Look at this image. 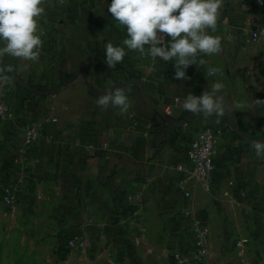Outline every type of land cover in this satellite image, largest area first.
Listing matches in <instances>:
<instances>
[{
	"label": "crops",
	"instance_id": "1",
	"mask_svg": "<svg viewBox=\"0 0 264 264\" xmlns=\"http://www.w3.org/2000/svg\"><path fill=\"white\" fill-rule=\"evenodd\" d=\"M109 2L44 0L45 12L38 18L43 41L39 60L0 57L40 92L68 83L44 96L16 83L0 67V94L16 114L0 126V209L10 221L6 230L19 228L30 239L39 237L64 258L72 252L67 240L84 235L92 259L153 262L158 244L172 254L190 252V222L180 215L190 209L208 226V246L220 242L225 247L222 261L264 264V157L256 156L252 143L236 133L228 118L250 137L264 135V107L255 104L264 100V3L223 0L216 30H209L220 37L221 51L206 55L203 65L190 66L189 79L178 80L173 61L153 63L137 51H128L115 68L107 65L106 44L121 45L127 35L108 12ZM256 25L259 40L243 46L227 40L229 32L238 37L242 28ZM211 68L217 71L206 77ZM131 79L142 82L149 98L128 83ZM214 82L224 85L219 95L226 110L219 123L215 116L195 114L178 128L151 103L181 121L190 113L181 107L184 96L195 94V86L210 90ZM113 85L128 95L127 113L97 104V97ZM32 122L41 127V136L27 147L23 127ZM190 124L213 128L217 150L211 191L197 186L187 198L175 187L182 177L175 163L187 146ZM16 159L35 178L9 210L2 205L1 187L12 177ZM238 241L245 243L242 252L235 246Z\"/></svg>",
	"mask_w": 264,
	"mask_h": 264
},
{
	"label": "clouds",
	"instance_id": "2",
	"mask_svg": "<svg viewBox=\"0 0 264 264\" xmlns=\"http://www.w3.org/2000/svg\"><path fill=\"white\" fill-rule=\"evenodd\" d=\"M222 6L223 0H111L107 10L126 29L127 35L121 45L106 44L107 65L115 68L128 51H137L154 62L173 61L175 79H189L186 70L190 66L203 65L206 55L221 51L220 37L209 30L215 32ZM44 12L43 0H0V57L39 60L43 41L38 18ZM216 71L208 69L206 77ZM223 87L222 83L214 82L202 94L188 93L182 109L206 118L215 116L219 123L225 112L219 95ZM96 102L104 109L118 108L122 114L130 108L128 95L115 85L98 96ZM255 104L264 107V100L257 99ZM252 148L257 157H264V139L254 141Z\"/></svg>",
	"mask_w": 264,
	"mask_h": 264
},
{
	"label": "built area",
	"instance_id": "3",
	"mask_svg": "<svg viewBox=\"0 0 264 264\" xmlns=\"http://www.w3.org/2000/svg\"><path fill=\"white\" fill-rule=\"evenodd\" d=\"M239 35L237 37V34L231 31L228 33L227 40L243 46L259 40L262 36L259 25L250 28L244 27L240 30ZM147 58L153 63H166L159 59L154 62L150 56ZM15 117L16 114L10 102L5 99L3 94H0V126L12 122ZM40 136L41 127L37 122L26 124L23 127V139L27 147L34 146ZM185 136L187 146L179 150L175 163V169L182 174V177L175 182V187L183 192L185 197L190 198L197 186L205 192L211 191L213 187L217 136L213 128L201 127L196 124H190ZM13 165L12 177L1 187L2 205L9 210L16 207L21 197L26 194L29 179L35 178L31 169L23 165L21 160L16 159ZM180 215L184 220L190 222L192 249L188 252L190 255L188 258L182 251L174 252V264H205L209 254L207 224L190 209H182ZM66 246L72 252H84L91 245L84 235H80L69 238ZM235 246L239 252H242L245 243L238 241Z\"/></svg>",
	"mask_w": 264,
	"mask_h": 264
},
{
	"label": "rangeland",
	"instance_id": "4",
	"mask_svg": "<svg viewBox=\"0 0 264 264\" xmlns=\"http://www.w3.org/2000/svg\"><path fill=\"white\" fill-rule=\"evenodd\" d=\"M0 264H124L110 258L96 257L92 259V250L89 248L84 252H71L68 258L57 255L54 246L45 244L36 239L26 237L19 228L7 231L6 215L0 209ZM4 214V215H3ZM15 223V219H12ZM15 225V224H14ZM11 234V235H10ZM166 235V234H165ZM161 241V240H159ZM191 250V249H190ZM226 251L225 247L218 242L215 246H209V254L205 264H241V261L221 260V254ZM158 258L153 262H138L130 264H174V258L170 249L158 244ZM190 257L189 253H185ZM190 259V258H189Z\"/></svg>",
	"mask_w": 264,
	"mask_h": 264
},
{
	"label": "water",
	"instance_id": "5",
	"mask_svg": "<svg viewBox=\"0 0 264 264\" xmlns=\"http://www.w3.org/2000/svg\"><path fill=\"white\" fill-rule=\"evenodd\" d=\"M0 67L1 69H3V71L11 78L13 79L16 83L22 85L23 87H25L26 89L32 91V92H35V93H38V94H41V95H44V96H51V95H55L62 87L68 85V83L58 87L55 91L53 92H40L38 90H35L34 88H32L31 86L27 85L25 82H23L13 71H11L9 68L6 67V65L0 60ZM84 79L86 80V82L88 81L87 80V75L84 73ZM128 83H131V84H135L137 85L140 90L148 97V94L147 92L145 91V88L142 84V82L138 79H131ZM149 98V97H148ZM222 100V98H221ZM153 107L155 108V110L160 114V116L167 122L169 123L170 125L172 126H175V127H178V128H183L185 127V125H187L189 123V121L194 117L195 114L193 113H189L183 120L181 121H178V120H174L172 118H170L168 115H166L163 111H161L152 101H151ZM222 103H223V106H224V109L226 110V104L225 102L222 100ZM229 118V121L233 127V129L236 131V133L244 140H246L247 142L249 143H253L254 141L256 140H260V139H264V135L259 137V138H253V137H250L246 134H244L238 127L237 125L233 122V120Z\"/></svg>",
	"mask_w": 264,
	"mask_h": 264
},
{
	"label": "trees",
	"instance_id": "6",
	"mask_svg": "<svg viewBox=\"0 0 264 264\" xmlns=\"http://www.w3.org/2000/svg\"><path fill=\"white\" fill-rule=\"evenodd\" d=\"M202 90H203L202 86H195L194 87L195 94H197V95L201 94Z\"/></svg>",
	"mask_w": 264,
	"mask_h": 264
}]
</instances>
